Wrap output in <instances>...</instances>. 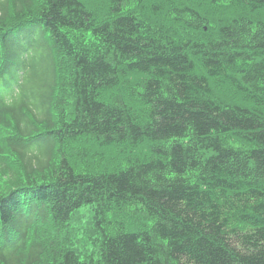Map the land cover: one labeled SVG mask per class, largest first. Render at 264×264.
<instances>
[{
    "label": "trees",
    "instance_id": "1",
    "mask_svg": "<svg viewBox=\"0 0 264 264\" xmlns=\"http://www.w3.org/2000/svg\"><path fill=\"white\" fill-rule=\"evenodd\" d=\"M0 264H264V0H0Z\"/></svg>",
    "mask_w": 264,
    "mask_h": 264
},
{
    "label": "rangeland",
    "instance_id": "2",
    "mask_svg": "<svg viewBox=\"0 0 264 264\" xmlns=\"http://www.w3.org/2000/svg\"><path fill=\"white\" fill-rule=\"evenodd\" d=\"M5 180H7V178L3 177V179H1V183H3Z\"/></svg>",
    "mask_w": 264,
    "mask_h": 264
}]
</instances>
